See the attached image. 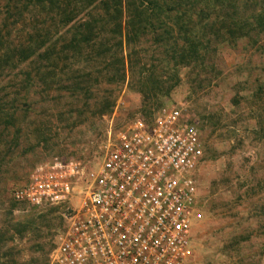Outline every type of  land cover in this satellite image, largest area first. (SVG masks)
<instances>
[{"label": "rangeland", "instance_id": "374dc122", "mask_svg": "<svg viewBox=\"0 0 264 264\" xmlns=\"http://www.w3.org/2000/svg\"><path fill=\"white\" fill-rule=\"evenodd\" d=\"M99 1L0 0V48L5 58L0 59V264H50L63 226L62 209L31 208L12 196L36 164L58 156L95 167L109 138L144 116V108L167 105L183 109L204 145L196 171L200 218L192 227V255L186 264H264V27L250 28L249 35L235 37L231 45L221 42L224 32L205 29L203 43L209 40L210 47L204 60L184 66L177 57L172 75L168 68L177 55L165 43L171 40L165 31L172 28L173 37L180 38L175 24L180 26V10L188 0H169L164 9L170 18L155 19L162 22L161 28L133 46L135 75L126 72L117 89L106 82L101 61L87 60L101 53L96 45L111 36L105 28L111 22L96 10ZM239 1L242 17L264 8V0ZM91 23L98 35L93 38L95 48L61 50L76 29L85 33L82 30ZM156 35L162 37L161 44L154 42ZM40 37L55 45L60 57L69 58L57 60L60 72L49 82L30 80L35 64L10 50L17 42L33 44ZM108 68L111 74L116 69ZM139 69H153L157 77L156 99L146 107L137 85ZM74 70L83 78L77 88L67 81ZM107 101L113 107L101 114ZM30 220L32 227L19 235L20 224Z\"/></svg>", "mask_w": 264, "mask_h": 264}, {"label": "built area", "instance_id": "2783aa9c", "mask_svg": "<svg viewBox=\"0 0 264 264\" xmlns=\"http://www.w3.org/2000/svg\"><path fill=\"white\" fill-rule=\"evenodd\" d=\"M204 145L180 106L119 130L99 165L52 156L13 191L19 204L62 209L50 264H186Z\"/></svg>", "mask_w": 264, "mask_h": 264}, {"label": "trees", "instance_id": "16d2710c", "mask_svg": "<svg viewBox=\"0 0 264 264\" xmlns=\"http://www.w3.org/2000/svg\"><path fill=\"white\" fill-rule=\"evenodd\" d=\"M96 1V0H95ZM169 0H100L96 10H100L104 13L105 17L110 23L105 24V28H109L110 35L104 41H100L96 46L102 48L101 53H96L94 56L88 55L87 60L101 61L104 64V76L106 82L115 83L117 89L120 88L126 79V72L130 75H135L133 69H137L136 62L134 63L133 57L136 55L133 46L140 42L145 36L151 35L154 31L161 28L162 22L158 19L162 16L168 20L170 16L168 11L164 9V5ZM179 1V0H177ZM182 1V0H180ZM253 2L255 4L258 0H244L245 3ZM173 3V2H172ZM242 1L239 0H188V6L180 10V26L178 22L175 26L180 28L177 29L179 36L173 37L175 32L174 29L169 28L166 30V34L171 38L170 41L166 40V44H169V49H174L177 56H173L170 60L169 70L172 75L176 74L175 69L177 65L174 62L177 57L180 58V63L184 66L188 64L196 65L197 62L204 60V52L210 47V42L207 40L203 43V37L201 32L205 29L213 30L217 34L224 32L226 39L221 42H225L228 45L233 44L236 40H232L237 36L249 35V29L256 26L264 27V8L259 10H252L247 16H241L239 14V7ZM225 5L228 8H225ZM100 16V15H99ZM177 18V17H176ZM178 19V18H177ZM41 27V36L45 35L46 31ZM81 27L76 29V34L73 35L66 43L62 44V51L70 50H82V48H88L89 51L95 48V33H93L95 26L93 23L88 24L87 29L79 30ZM216 30V31H215ZM256 30V29H255ZM223 33V34H224ZM97 34V33H96ZM229 36V37H227ZM160 35H156L153 38L154 42H163ZM124 47L128 48V51H124ZM9 49V48H7ZM15 49V51H14ZM13 53L17 52L22 60H29L31 58V64H35L34 75H29V79L35 78L37 81L49 82L53 80V77L60 72L59 64L57 60L67 59L68 56H62L55 53V45H52L48 39L43 37L32 44L30 41L17 42L14 47L10 49ZM10 50H7L8 52ZM2 49L0 48V59H5L4 55L1 54ZM80 55V53H79ZM74 58L75 55L73 56ZM73 57H70L73 58ZM13 59V56L10 58ZM77 62V61H76ZM108 66H115L113 74L109 72ZM63 70H61L62 72ZM64 72V71H63ZM77 70H74L71 76L68 77L67 81L71 86L75 88L79 87L78 83L83 82L82 79L77 75ZM89 76V75H88ZM137 85L139 91L144 94V103L142 107H146L149 102L156 99L154 92V83L156 75L153 69H139L136 73ZM30 79V80H31ZM108 102V101H107ZM155 102V101H154ZM153 103V102H152ZM113 107L112 103H107L104 110L100 111L104 114L106 111H110ZM148 109H151L148 107ZM146 111L144 117L150 119L156 110ZM33 223L32 220L25 221L20 224L22 227L17 230L19 235L27 232ZM37 231V230H36Z\"/></svg>", "mask_w": 264, "mask_h": 264}]
</instances>
